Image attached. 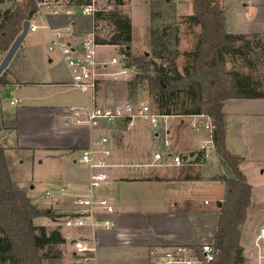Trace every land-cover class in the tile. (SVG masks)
I'll return each instance as SVG.
<instances>
[{
	"label": "crops",
	"instance_id": "obj_1",
	"mask_svg": "<svg viewBox=\"0 0 264 264\" xmlns=\"http://www.w3.org/2000/svg\"><path fill=\"white\" fill-rule=\"evenodd\" d=\"M218 1L225 7L228 0ZM60 2L58 14L47 13L44 17L40 14L34 16L33 20L37 19L40 22V24L36 23L38 27L34 32L40 30L42 32L29 41H27L29 33L27 34L7 68V77L11 84L0 87L2 118L7 127L2 131L1 137L2 142L7 146L6 156L11 176L9 159L15 171L26 162L42 166L49 160L50 168H48L47 175L35 179L37 185L46 180L52 188L67 182L76 187H82L89 179V170L81 162L80 155H76L75 152L79 153L80 149H86L93 138L107 136L110 139L109 146L113 151L111 161L116 166L109 169V180L103 188L97 191V194L115 203L114 226L98 231L96 251L90 254L88 259L84 260L79 257L70 264H76L80 260L91 264H149L148 252L154 246L213 243L218 228V207L224 197L222 191L224 183H220L221 187L216 197L204 198L201 203L202 200L198 193L202 188L201 182L206 179L204 174L200 179L195 180L183 179V173L178 174V177L166 175L169 167L179 168L181 172L184 167L202 163L205 159L191 165L155 166L143 168L145 171H142L141 167L135 165L146 163L151 158L141 153L143 145L140 146L136 142L140 137L139 134H145L141 132V126L146 125L140 123L132 128H126L119 124L101 121L99 125L92 128L67 127L56 119V114L66 106L94 102L89 94L83 95L79 92L81 98L76 99L74 103L68 104L70 102L66 101V103L57 105L52 104L53 96L62 95L68 90L64 88L69 87L66 85L71 80L70 70L67 67L66 73L48 71L47 80H57L50 83L43 81L46 73L39 70L40 64L44 62L47 65L52 64V57L45 55L46 61L41 60L42 50L36 48L39 42L48 43L49 48L52 40L51 28L69 26L74 33L70 39L77 43L82 38L81 34L87 32L82 28L76 29V21L71 17L72 11H70L73 7L67 6L64 0ZM7 5L9 4H4L3 7ZM62 8L67 12H62ZM247 31L264 32L256 27L249 28ZM37 57H39L38 60ZM7 96H10L8 104L5 102ZM14 97H18L20 101L12 105L10 101ZM72 97L74 95H70V98ZM253 99L264 100V98ZM261 111L263 109H258L257 114ZM152 133L155 138L162 140L163 145V133L158 135L156 131ZM151 135L149 133L148 141H144L145 144L150 143ZM193 139L197 140V136L194 135ZM201 139H198L197 147L192 148L188 144L190 140L188 139L182 143V147L174 148L179 152L192 155L199 149ZM219 165L221 166L220 163ZM133 168L139 169L134 170ZM81 170L85 172H80ZM241 170L244 173L243 168ZM221 175H214L210 178L214 179L212 181L219 182ZM253 189H255L254 186ZM34 190L33 184L28 194L33 204L39 208L50 209L55 215H65L75 210L68 196L46 199L38 197V194L32 195ZM206 200L209 203L206 204ZM254 200H256V205H254L255 211L253 212L257 220L256 225L259 227L264 223V185L259 192L253 191L251 207H254ZM40 218L41 221H38ZM52 219L53 217H39L35 219V223H53ZM257 230L251 237L245 236L244 241H241L244 248L243 264H264V258H260L255 246ZM61 232L68 240L67 246L68 244L70 247L73 246L70 236H77L79 231L62 229Z\"/></svg>",
	"mask_w": 264,
	"mask_h": 264
},
{
	"label": "trees",
	"instance_id": "obj_2",
	"mask_svg": "<svg viewBox=\"0 0 264 264\" xmlns=\"http://www.w3.org/2000/svg\"><path fill=\"white\" fill-rule=\"evenodd\" d=\"M42 1L45 0H0V61L22 31L23 22L34 18L38 3ZM64 1L72 7L92 2ZM123 3V0H108L106 5H100L94 11L92 32L95 41L120 46V55L126 66L135 65L140 70L128 82L130 92L135 95L139 88L146 90L157 112L182 117L204 114L212 119L213 141L226 174L219 178L225 185V194L219 206L218 228L213 242L217 254L205 264H243L242 228L252 205L253 186L240 168L242 157L232 153L226 144L227 123L223 108L228 99L264 98L263 84L253 71L245 73L234 67L227 68L229 59L241 57L244 64L251 65L254 70L256 52L258 48H264L262 38L259 39L256 33L227 31L225 9L218 0H192L193 12L183 19L190 28L197 25L201 29L192 50L180 52L177 47H170L171 37L175 45L179 43L178 28L169 33L166 27H151L150 51L134 55L131 18L117 8ZM4 4L9 5L3 7ZM107 25L110 30L101 36V29ZM181 55L187 61L182 71L177 62ZM7 76L8 70L5 69L0 75V87L11 84ZM182 94L185 100L180 97ZM117 124L126 126L123 119L115 121ZM6 128L0 104V264L59 262L63 258L61 247L67 239L60 228L35 223L36 218H51L55 214L50 209L35 206L28 192L17 188L14 183L6 156L7 146L1 137ZM184 170L183 179L201 177ZM192 247L200 249L199 244Z\"/></svg>",
	"mask_w": 264,
	"mask_h": 264
},
{
	"label": "rangeland",
	"instance_id": "obj_3",
	"mask_svg": "<svg viewBox=\"0 0 264 264\" xmlns=\"http://www.w3.org/2000/svg\"><path fill=\"white\" fill-rule=\"evenodd\" d=\"M107 2L108 0H103L101 6L106 5ZM123 2L124 3L118 5L117 8L131 18L133 29V41L131 47L134 55H142L145 52L150 51L149 33L151 27L160 29L166 27L169 33H172L174 31L173 29L176 27L178 28L177 35L179 37V43L178 45H175L174 38L171 37L170 47L172 49L177 47L180 52L189 51L194 48L195 42L201 31L200 26L195 25L190 28V26H188V24L183 20L186 15H190L193 12L192 0H170V2H165L164 0H123ZM221 6L223 7V5ZM223 8L225 9L227 16V31L231 33H256L259 35V39L262 38V43L264 46V32L247 31L252 27H256L259 30H264V0H228L225 4V7ZM61 10L62 12H67L63 8ZM70 11H72L71 17L76 21V29L82 28L83 30H87V32L81 34L82 37L88 32L92 31L91 15L82 14L79 7H73L72 9H70ZM32 22L40 24L37 19L33 20ZM110 28V26H104L103 29H101V36H105ZM41 32L42 30H40L39 32H29L27 41H29L33 37H37ZM36 48L41 49L42 52L44 50V53L41 52V60L46 61L45 55L52 57L51 65H47L46 62L40 64L39 70L46 73V75L43 77V81H47L49 83L53 81L51 79L47 80L49 77L48 71H60L61 73L67 72V65L62 54L58 50H48V43L45 42H39V45ZM98 51L106 54H118V51L112 46L100 47L98 48ZM256 55L258 56L256 59V68L254 70L250 68L251 65L247 66L246 64H244L241 57L229 59L227 68L230 69L234 67L245 73H250L251 71H253V75L255 77H258L263 84L261 85V90H264V48L262 50L258 48ZM252 57L255 60V55ZM36 59L38 60L39 57H37ZM24 61H26V59H24ZM177 62L180 71H182L183 65L187 62L185 57L182 55L179 56ZM130 80L131 79H121L118 81L107 80L103 82V85H101L94 94V101L96 102V104L100 105H114L130 99L137 100L139 102H147L152 106V109H156L152 103V97L146 90L139 88L135 91V95H132L128 83ZM54 81L57 80L55 79ZM64 89L68 90L62 95L57 94L51 98L52 104L57 105L58 103H66V101L70 102L68 104H71L76 102V99L81 98L80 93L76 90L69 87ZM70 95H74V97L70 98ZM180 97L183 98L182 100H185V96L183 94ZM9 100L10 96H7V98H5V102L8 104ZM260 108L263 109V111L257 114V110ZM223 110L226 113L227 123L225 134L226 144L232 153L236 154L239 157H242L243 160L240 168H243L248 182L255 187L253 191L255 190L256 192H259V190L262 189V186L264 185V172H261L264 171V100H256L251 98L228 99L225 102ZM188 120L189 117L176 116L169 126V134L167 135V138L168 136L171 138L174 147H182V143L184 141H187L188 139H190L188 141V144L192 148L197 147L198 139L200 140L202 138V135L207 134L206 132L197 134L191 131L188 127V122H190V120L192 119H190L189 121ZM141 127V132H145V134H139L140 137L139 139L137 138L138 141L136 143H138V145L140 146L143 145L141 147V153H143V155H146V157L148 156L149 158L150 156L151 158L156 149H163V145L161 143L162 140L160 141L159 138H155L152 133L155 132V130H149V128L146 126ZM149 133L152 134V139L150 143L148 142L147 144H145L146 142L144 141H148ZM194 135L197 136V140L193 139ZM81 152L82 150L80 149L79 153H75L76 155L81 156ZM201 160L202 159L198 160L197 158V161ZM10 161L11 160L9 159L12 177L17 188H25V190L29 192L31 186H33L34 184L35 190L33 191L32 195L38 194V197H44V193L47 190L52 189V186L46 180H43L38 185L35 181V179L47 175L48 168H50L49 160H47L42 166L37 163L33 164L31 162H26L21 167H18L16 171L14 170L13 163H10ZM219 163L220 156L218 152L215 151L211 153V155L202 163L200 162L198 164L184 167V171L187 173H191L193 175L198 174L199 176L203 174L205 175L206 179L201 182L202 188L198 193L199 198L202 200L201 203L203 202L204 198H214L219 194V187H221L220 183L223 182L212 181L214 179L210 178L214 177V175L226 174V172L223 170V167L220 166ZM85 167L88 170L87 166ZM139 168L133 169L138 170ZM140 169L142 171H145L143 167H141ZM167 171L168 172H166V175H170L172 177H178V174L182 175V171L180 172L179 168L176 167H169ZM80 172L85 171L81 170ZM151 174L154 175L153 173ZM222 187V191L225 194L224 184L222 185ZM255 202L256 200H254L253 206L256 205ZM253 208H255V206L250 207L247 221L242 228L241 241H244L245 236L251 237L256 232V228H258L256 225L257 220L253 212ZM38 221H41V218L38 219ZM36 224L45 225L48 228L56 227L54 223ZM67 242L61 247L63 258H61L59 262H51L48 264H70L80 257V255L73 252L74 246L70 247L69 244L67 246ZM76 264L91 263L83 262L82 260H80Z\"/></svg>",
	"mask_w": 264,
	"mask_h": 264
},
{
	"label": "built area",
	"instance_id": "obj_4",
	"mask_svg": "<svg viewBox=\"0 0 264 264\" xmlns=\"http://www.w3.org/2000/svg\"><path fill=\"white\" fill-rule=\"evenodd\" d=\"M103 0H92L90 4L79 6L84 15H91L100 8ZM167 1V0H166ZM60 0H45L38 3V12L42 17L47 13L58 14ZM30 20L29 32H34L38 25ZM109 26V25H107ZM52 40L49 46L51 51L58 50L70 70L71 80L67 86L77 90L83 95L89 94L94 101V94L102 83L111 80L132 79L139 73L135 65L126 66L123 56L120 55V46L98 44L92 31L85 34L81 40L72 42L74 36L69 26L51 28ZM112 46L118 54H106L98 48ZM20 99L14 97L10 103H18ZM174 117L165 115L152 109L147 102L127 99L114 105H100L96 102L83 105H69L56 114V119L67 127L92 128L101 121L115 123L119 119L125 120L126 128L137 124H144L157 135L163 133V149L152 154L151 160L135 166L150 168L155 166H183L197 163L200 159L208 158L216 151L213 141L212 119L204 114L189 116L188 127L191 131L202 135L199 149L193 153H183L174 148L171 138L167 135L169 126ZM188 120V121H189ZM107 136L93 138L89 146L82 150L80 160L89 170V179L82 187L71 183H64L56 188L47 190L44 198L55 199L62 196L71 198L75 210L65 215H55L52 219L57 228L79 231L77 236H70L74 246V253L84 260L90 257L97 248V233L101 229H110L114 226L115 203L107 197H99L97 191L103 188L110 177L109 169L116 166L111 161L113 155ZM132 166H134L132 164ZM205 203H209L208 200ZM82 231V232H81ZM200 249L188 244H171L154 246L149 249V264H205L217 254L213 243L199 244ZM255 246L260 258H264V223L257 230ZM200 253L203 256H200Z\"/></svg>",
	"mask_w": 264,
	"mask_h": 264
},
{
	"label": "water",
	"instance_id": "obj_5",
	"mask_svg": "<svg viewBox=\"0 0 264 264\" xmlns=\"http://www.w3.org/2000/svg\"><path fill=\"white\" fill-rule=\"evenodd\" d=\"M167 1H169V0H167ZM30 24H31L30 20H25L23 22L22 31L14 39L13 43L11 44V46L7 50L6 54L4 55V57L2 58V60L0 61V75L2 74V72L5 69L8 68L11 60L14 57V55L16 54V52L18 51V49L22 45L25 37L29 33ZM221 203L222 202L219 203V206L221 205Z\"/></svg>",
	"mask_w": 264,
	"mask_h": 264
}]
</instances>
